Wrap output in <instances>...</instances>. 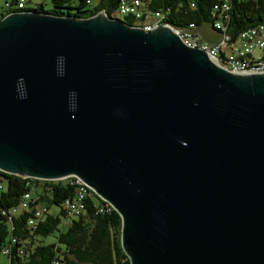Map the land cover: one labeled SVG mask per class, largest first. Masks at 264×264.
<instances>
[{"label":"water","instance_id":"1","mask_svg":"<svg viewBox=\"0 0 264 264\" xmlns=\"http://www.w3.org/2000/svg\"><path fill=\"white\" fill-rule=\"evenodd\" d=\"M0 171L77 176L120 214L131 264H264V74L162 25L10 13Z\"/></svg>","mask_w":264,"mask_h":264},{"label":"trees","instance_id":"2","mask_svg":"<svg viewBox=\"0 0 264 264\" xmlns=\"http://www.w3.org/2000/svg\"><path fill=\"white\" fill-rule=\"evenodd\" d=\"M52 0L53 9L43 5L26 11L88 19L100 12L114 18L121 0ZM191 8L188 0H147L145 15L163 12L166 22L177 29L196 25L203 40L210 33H218L214 23L218 20L215 5L222 0H194ZM2 16L16 12L15 0ZM227 33L233 41L250 28L264 25V0H232ZM122 20L135 26L132 16ZM220 38V36H219ZM210 42V41H208ZM76 187L70 178L40 180L0 171V264H131L122 246V218L98 196L85 200V208L79 215H70L64 208L65 200L75 197ZM26 193H31L29 207L17 213ZM43 208L41 217H35L36 209ZM57 208V209H56ZM34 220L35 225H29ZM58 232L57 241L44 244L40 239ZM15 239V242H13ZM10 253L3 254L5 248ZM23 251V254H21ZM5 258L6 263L1 259Z\"/></svg>","mask_w":264,"mask_h":264},{"label":"built area","instance_id":"3","mask_svg":"<svg viewBox=\"0 0 264 264\" xmlns=\"http://www.w3.org/2000/svg\"><path fill=\"white\" fill-rule=\"evenodd\" d=\"M146 1L147 0H121L116 14H118L120 18L126 16L134 17L136 20L135 27L142 28L143 30H151L159 25L170 28L181 38L185 45L204 51L207 53L208 58L221 69L234 74H264V25H259L243 31L238 39L233 41L227 33L226 26L230 20L229 11L230 2L232 0H222V2L215 5L214 9L216 12L218 11L219 18L215 21L214 27L219 31L220 36L216 43L203 40L194 24H191L189 28L186 29H177L166 22V15L161 11L145 15L144 7ZM188 1L190 7L194 8L195 1ZM10 3L11 2H7V9L10 8ZM15 3L17 8L16 12H30L26 11L28 0H15ZM116 17L115 15L114 18ZM239 39L244 42L242 46L237 43ZM69 178L76 187V194L74 198L65 200L64 208L70 215H79L85 208V200L93 196H98V194L77 176ZM30 200L31 193H26L23 202L19 207L13 210V213L28 208ZM103 201L106 203L105 208L109 210L114 209L110 203L105 200ZM43 211H45L43 208L36 209L34 213L35 217H41ZM29 225L34 226L35 221L30 220ZM13 242H15V239H13ZM9 253V247L5 248L3 254L7 255ZM21 254H23V251H21Z\"/></svg>","mask_w":264,"mask_h":264},{"label":"rangeland","instance_id":"4","mask_svg":"<svg viewBox=\"0 0 264 264\" xmlns=\"http://www.w3.org/2000/svg\"><path fill=\"white\" fill-rule=\"evenodd\" d=\"M98 1L99 0H94L93 2H94V4H97ZM7 2H10V0H0V19L7 12V7H6ZM39 5H43L44 9L47 11L53 9L52 0H28L26 9L34 10V9L38 8ZM116 16H117L116 18L122 19V18H120V16L118 14H116ZM237 43L240 46H242L244 44V42L240 39L237 41ZM57 236H58V232H56L52 235H49L47 237H42L40 240L44 244H52V243H55L57 241ZM1 262L6 263V259L2 258Z\"/></svg>","mask_w":264,"mask_h":264},{"label":"crops","instance_id":"5","mask_svg":"<svg viewBox=\"0 0 264 264\" xmlns=\"http://www.w3.org/2000/svg\"><path fill=\"white\" fill-rule=\"evenodd\" d=\"M207 38H208L207 40L210 41L211 43H216L219 40V34L216 33V32L212 33L210 31V33L208 34Z\"/></svg>","mask_w":264,"mask_h":264}]
</instances>
